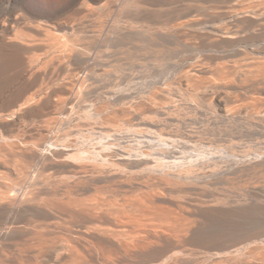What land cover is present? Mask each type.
Instances as JSON below:
<instances>
[{
	"label": "bare ground",
	"instance_id": "1",
	"mask_svg": "<svg viewBox=\"0 0 264 264\" xmlns=\"http://www.w3.org/2000/svg\"><path fill=\"white\" fill-rule=\"evenodd\" d=\"M199 24L191 0H0V264L264 260V155L198 140L191 89L127 87L144 49L170 65Z\"/></svg>",
	"mask_w": 264,
	"mask_h": 264
},
{
	"label": "rangeland",
	"instance_id": "2",
	"mask_svg": "<svg viewBox=\"0 0 264 264\" xmlns=\"http://www.w3.org/2000/svg\"><path fill=\"white\" fill-rule=\"evenodd\" d=\"M240 11L264 15V0H191V19H202L203 23L194 27L191 45L178 51L170 65L164 67L156 61L157 48H146L140 65L127 66L124 72L133 80L127 87L138 96L146 95L144 98L158 99L159 93L167 88L183 95L191 89V114H205L203 121L191 130L198 140L223 147L238 142L243 155L261 157L264 155V17L255 22L235 21L232 15ZM217 28L234 34L235 38L219 40L213 34ZM190 69L191 84L187 81ZM263 167L249 177L264 184ZM241 176L243 180L247 178L245 172ZM252 200L264 205L262 197ZM253 211L247 224L254 232H262L264 207H255ZM254 242L264 246V236ZM261 256L258 255L257 264H264Z\"/></svg>",
	"mask_w": 264,
	"mask_h": 264
}]
</instances>
